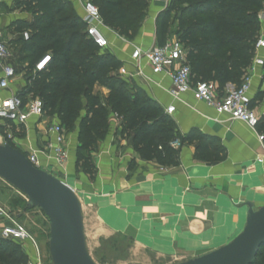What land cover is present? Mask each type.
<instances>
[{
    "label": "crops",
    "instance_id": "0c3cea01",
    "mask_svg": "<svg viewBox=\"0 0 264 264\" xmlns=\"http://www.w3.org/2000/svg\"><path fill=\"white\" fill-rule=\"evenodd\" d=\"M20 1L0 0V41L14 52L9 63L16 71L9 88H0V106L3 101L20 96L27 85L28 62L23 52L26 40L17 28L24 23L31 24L33 17L17 9ZM67 1L83 19L86 0ZM168 4L152 1L134 41L125 40L103 26L110 43L108 50L122 63L121 68L134 74L132 53L138 48L145 51L159 45L157 19ZM175 38L171 35L168 40ZM142 65L144 76L128 78L122 76L120 70L118 74L129 87L135 85L142 89L165 114L167 108L174 107V113L167 115L182 136L197 130L219 139L227 150L226 161L214 164L196 161L195 147L188 145L180 150L178 167L163 168L155 162L144 161L134 151L131 138L122 134L121 122L112 115L106 139L91 152L97 169L95 180L90 181L76 169L78 125L66 131L70 158L59 178L75 188L83 215L85 206L96 207L97 216L110 231L131 237L139 247H149L160 255L197 258L227 245L243 231L247 222L245 203L250 202L257 209L264 206V146L258 140V129L254 131L243 123L229 121L213 108L196 101L192 93L174 99L170 94L171 79L165 74L154 75ZM262 91L264 71L258 68L253 75L252 99ZM94 94L105 101L109 90L96 86ZM30 99L32 97L28 96L25 102ZM254 110L259 117L263 116L264 100L259 101ZM48 124L61 122L52 114L41 119L31 118L26 125L3 129L0 140L5 141L10 132L11 142L17 149L25 154L38 151L48 141L45 133ZM16 131H21L22 135ZM39 160L43 166L51 164L45 156L40 155ZM7 224L0 222V225ZM24 246L29 264H37L33 244L28 242Z\"/></svg>",
    "mask_w": 264,
    "mask_h": 264
},
{
    "label": "trees",
    "instance_id": "16d2710c",
    "mask_svg": "<svg viewBox=\"0 0 264 264\" xmlns=\"http://www.w3.org/2000/svg\"><path fill=\"white\" fill-rule=\"evenodd\" d=\"M88 1L98 7L103 26L134 41L153 0ZM16 7L33 17L31 24L17 28L30 34L23 44L27 85L19 97L24 102L28 96L41 99L45 115H57L67 132L78 125L76 169L90 181L97 174L91 152L106 139L112 115L121 122L122 134L131 138L134 151L144 161L163 168L178 167L184 145L195 147L196 161H226L227 150L219 139L197 130L182 136L159 104L139 87L128 86L118 74L122 63L108 49L101 50L88 39L86 24L67 0H21ZM263 11L264 0H170L157 19L158 46L175 32L186 50L194 83L214 82L220 92L228 85L238 88L255 57ZM46 55L49 62L36 72V64ZM96 86L109 90L105 101L94 94ZM262 100L264 91L252 99L250 108L255 109ZM3 129L0 127V132ZM257 129L264 135V115L259 117ZM175 142L180 143L179 148L172 146ZM20 205L24 213L32 211H25L27 201ZM22 217L18 215L16 220ZM29 263L24 245L0 237V264ZM253 264H264V246Z\"/></svg>",
    "mask_w": 264,
    "mask_h": 264
},
{
    "label": "built area",
    "instance_id": "2783aa9c",
    "mask_svg": "<svg viewBox=\"0 0 264 264\" xmlns=\"http://www.w3.org/2000/svg\"><path fill=\"white\" fill-rule=\"evenodd\" d=\"M169 3L170 0H156ZM85 16L82 21L86 24V35L99 49L105 50L110 47L109 40L103 32V23L99 14V9L90 1H84ZM23 38L27 41L30 38L28 32L23 33ZM12 54L9 46L0 41V88L8 89L16 77V71L9 63ZM132 60L135 64L134 74L129 73L125 68H121L119 73L128 78L144 76L145 64L154 75H167L171 79L170 94L174 99L192 93L196 101L213 108L218 115L226 116L231 122H240L250 129L256 131L259 125V116L254 109L250 108L252 102L251 88L253 75L258 68L264 67V30L261 31L255 46V57L251 67L247 70L246 76L240 87H226L223 92L218 90L214 82L194 83L190 65L187 61V54L184 46L178 39L168 40L162 46H156L148 50L136 49L132 53ZM49 56L36 66V72L45 68V62ZM174 107H169L166 114L172 115ZM44 103L39 98H32L24 102L19 96H13L2 102L0 106V125L9 130L15 126L26 125L31 118H43ZM48 141L43 149L28 153V160L37 169L43 170L69 186L76 194L75 188L63 181L60 171L67 168L69 162V150L67 147L66 130L61 124H48L45 127ZM12 134L6 135L5 142L12 141ZM258 140L264 146V135L258 133ZM174 148H179L180 143L172 144ZM45 156L50 165L43 166L39 156ZM264 158V155L262 156ZM8 223L0 225V237L3 240L13 241L25 245L30 242L36 248V242L16 219L0 204V222Z\"/></svg>",
    "mask_w": 264,
    "mask_h": 264
},
{
    "label": "water",
    "instance_id": "95a60500",
    "mask_svg": "<svg viewBox=\"0 0 264 264\" xmlns=\"http://www.w3.org/2000/svg\"><path fill=\"white\" fill-rule=\"evenodd\" d=\"M0 179L26 198L25 211L39 209L48 218L52 264H96L87 246L82 204L69 186L34 167L8 142L0 143ZM244 206L246 226L235 239L179 264H253L264 246V206L257 209L250 202Z\"/></svg>",
    "mask_w": 264,
    "mask_h": 264
},
{
    "label": "rangeland",
    "instance_id": "374dc122",
    "mask_svg": "<svg viewBox=\"0 0 264 264\" xmlns=\"http://www.w3.org/2000/svg\"><path fill=\"white\" fill-rule=\"evenodd\" d=\"M259 21L262 31L264 30V11L260 13ZM173 36L176 37L175 32ZM13 53L11 51L12 55ZM16 132L22 135L21 131ZM4 142L0 140V143ZM24 201L27 200L23 195L8 187L0 179V204L15 219L18 215H23L20 220L16 221L29 232L36 242L34 249L37 264H52L49 252V220L39 209L24 213L20 205V202ZM84 225L88 250L96 264H179L193 259L185 256H164L149 247H139L133 238L110 231L97 216L94 206H85Z\"/></svg>",
    "mask_w": 264,
    "mask_h": 264
},
{
    "label": "bare ground",
    "instance_id": "6f19581e",
    "mask_svg": "<svg viewBox=\"0 0 264 264\" xmlns=\"http://www.w3.org/2000/svg\"><path fill=\"white\" fill-rule=\"evenodd\" d=\"M46 66V65H45Z\"/></svg>",
    "mask_w": 264,
    "mask_h": 264
}]
</instances>
